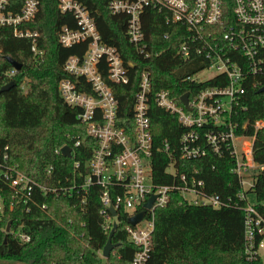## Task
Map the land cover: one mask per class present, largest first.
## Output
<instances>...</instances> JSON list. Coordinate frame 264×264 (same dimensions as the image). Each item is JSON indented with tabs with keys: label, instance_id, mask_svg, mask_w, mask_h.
<instances>
[{
	"label": "trees",
	"instance_id": "1",
	"mask_svg": "<svg viewBox=\"0 0 264 264\" xmlns=\"http://www.w3.org/2000/svg\"><path fill=\"white\" fill-rule=\"evenodd\" d=\"M75 1L89 10L103 43L117 48L124 62L134 65L128 66L127 84L109 82L119 102L120 124L125 130L133 127L132 107L143 71L151 72L152 95L166 89L179 99L184 93L192 96L219 84L215 80L202 83L187 80L188 76L200 72L204 64L201 58L183 60L177 54L187 31L167 21L168 10L148 6L141 15L147 50L151 53L145 57L129 41V15L112 13L110 6L114 0ZM38 2L35 18L23 28L38 32L37 46L44 52L41 58L34 57L30 38H17L12 28L0 27V75L12 67L8 58L22 64V69L13 77L16 85L0 94V150L8 147L11 164L38 181L45 179L46 168L53 165L56 183L74 176L75 161L80 162L85 172L97 147L95 139L78 119L79 110L68 106L58 90L61 80L75 79L64 71V65L71 56L82 58L88 42L64 47L59 41L62 28L78 29L77 19L71 12H61L60 0ZM24 3L25 0H10L9 10L19 13ZM101 71L106 78L105 61ZM257 79H249L246 94L235 107L232 121L237 123V134L248 124L242 133L255 136L254 160L263 168L254 171L255 181L248 193L255 194L254 205L264 215V128L257 132L253 128L255 121L264 120V92H260L264 86L253 85ZM24 80L28 83L26 94L20 87ZM149 114L154 138V182L172 184L173 177L167 168L173 163L179 174L195 175L203 180L208 195H218L231 204L220 209L190 206L181 204V195L173 193L170 202L156 210L148 264H247L243 212L247 203L238 198L242 187L233 178L234 160L230 152L223 149L219 156L207 148L205 157L183 160L181 139L188 128L155 102H151ZM77 141H80L79 147L75 146ZM165 143L169 151L164 150ZM65 145L73 148L72 157L56 153ZM37 200L38 204L29 213L22 207L4 212L0 220V264H102L99 252L103 253L109 235L102 228L104 218L98 187L90 189L84 203L75 196L39 195ZM9 222L11 232L6 233ZM20 225L30 234V242H19L14 231ZM126 226L127 215L120 213L112 238L116 246L107 259L108 264H132L138 248L129 242Z\"/></svg>",
	"mask_w": 264,
	"mask_h": 264
},
{
	"label": "built area",
	"instance_id": "2",
	"mask_svg": "<svg viewBox=\"0 0 264 264\" xmlns=\"http://www.w3.org/2000/svg\"><path fill=\"white\" fill-rule=\"evenodd\" d=\"M38 4V0H25L21 12L13 13L9 10L10 0H0V27L12 28L17 38H30L31 51L36 59L44 54L37 46L39 34L24 29L23 25L35 18ZM148 6L168 10L167 21L185 27L187 34L177 54L183 60L201 58L204 64L200 72L188 76L187 80L193 83L215 80L219 84L192 96L189 94L186 107L181 101L186 93L179 99L166 89L152 95L151 72L143 71L132 107L133 127L125 130L120 124L119 102L109 82L127 84L128 66L134 65L126 64L117 48L103 43L94 18L85 6L75 0H60L61 12H71L79 24L78 29L63 27L60 43L72 47L88 42V47L82 58L71 56L66 61L64 71L75 79L61 80L58 90L68 106L79 110L78 119L88 135L95 139L97 147L85 166V172L81 170L80 162L75 161L74 176L56 183L53 165L46 168L45 179L38 181L11 164L8 147L0 150V220L6 210L16 207L31 212L32 206L38 204L39 195L75 196L84 203L90 189L98 187L104 232L109 235L119 214H126L128 240L138 248L132 264H148L156 210L165 207L173 193H179L181 204L185 205L214 209L230 206V201H224L218 195H208L203 180L197 176L179 174L173 163L167 168L173 177L172 184L154 182V138L149 112L151 102H155L188 128L181 139L183 160L203 158L207 148L219 156L223 149L230 152L234 160L233 178L242 187L238 198L247 203L243 208L247 264H264V215L248 201V191L255 181L254 171L263 166L254 160L255 136L242 133L248 124H244L242 132L237 134V123L232 121L235 107L246 94L249 79L257 77L259 79L253 85L264 86V0L112 1L113 14L129 15V41L145 57H150L151 53L147 50L141 15ZM104 61L108 67L106 78L101 71ZM17 74L18 71L11 67L0 75V84H8ZM222 81L226 82L225 85ZM20 87L24 94L28 92L26 80ZM253 128L255 132L264 128V120L255 121ZM75 146L79 147L80 141ZM63 147L56 153L62 154ZM164 150H170L168 143H165ZM73 153L71 148L70 157ZM152 196H156V200L151 210H145L144 206ZM111 207L115 216L109 209ZM42 208L45 209L46 205ZM142 211L145 216L139 223L135 226L128 223L130 217ZM14 233L21 244L31 240L23 225Z\"/></svg>",
	"mask_w": 264,
	"mask_h": 264
},
{
	"label": "water",
	"instance_id": "3",
	"mask_svg": "<svg viewBox=\"0 0 264 264\" xmlns=\"http://www.w3.org/2000/svg\"><path fill=\"white\" fill-rule=\"evenodd\" d=\"M8 62L11 64L12 67H14L18 72L22 69V64L16 62L15 60L8 58L7 59ZM16 85V83L14 81L9 82L8 84L4 85L1 89H0V94L6 91H9L11 88H13ZM260 92H264V87L260 89ZM188 100H189V94L186 93L184 96H182L181 101L182 103L187 107L188 106ZM62 154L65 157H70L71 156V147L70 146H64L62 148ZM156 200V196H152L149 201L145 204L144 208L145 210H151L153 203ZM112 215L115 216L116 212L115 210L111 207L109 208ZM145 216V211H142L140 213H138L137 215L130 217L128 219V223L135 226L137 223H139ZM10 224L8 223L7 227H6V233L10 232ZM117 229V224L114 225L112 231L110 232L109 236H108V240L107 243L103 249V257L106 259H109L111 256L112 251L115 248V244L112 241L113 235L115 233Z\"/></svg>",
	"mask_w": 264,
	"mask_h": 264
},
{
	"label": "rangeland",
	"instance_id": "4",
	"mask_svg": "<svg viewBox=\"0 0 264 264\" xmlns=\"http://www.w3.org/2000/svg\"><path fill=\"white\" fill-rule=\"evenodd\" d=\"M242 147V146H241ZM248 201L251 203V204H255L256 203V196L255 194L251 193L248 195ZM99 256L101 257L102 259V264H108L107 263V259L103 257V254H102V251L99 252ZM263 262H264V250H263Z\"/></svg>",
	"mask_w": 264,
	"mask_h": 264
}]
</instances>
